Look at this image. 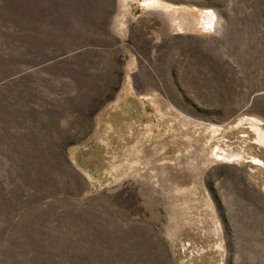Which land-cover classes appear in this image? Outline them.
<instances>
[{
    "label": "rangeland",
    "instance_id": "1",
    "mask_svg": "<svg viewBox=\"0 0 264 264\" xmlns=\"http://www.w3.org/2000/svg\"><path fill=\"white\" fill-rule=\"evenodd\" d=\"M253 119L264 0H0V264H264Z\"/></svg>",
    "mask_w": 264,
    "mask_h": 264
},
{
    "label": "bare ground",
    "instance_id": "2",
    "mask_svg": "<svg viewBox=\"0 0 264 264\" xmlns=\"http://www.w3.org/2000/svg\"><path fill=\"white\" fill-rule=\"evenodd\" d=\"M261 124V123H260ZM251 127L253 128V130H255V132L258 135V139L260 142L264 143V130H262L259 127V122L256 119L251 120ZM239 159V158H238ZM255 161L260 162L259 159H254ZM262 163V162H261ZM264 165V164H263Z\"/></svg>",
    "mask_w": 264,
    "mask_h": 264
}]
</instances>
